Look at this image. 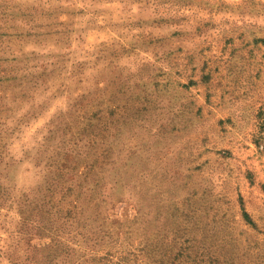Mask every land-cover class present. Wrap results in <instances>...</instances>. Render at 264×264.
<instances>
[{"label":"rangeland","instance_id":"1","mask_svg":"<svg viewBox=\"0 0 264 264\" xmlns=\"http://www.w3.org/2000/svg\"><path fill=\"white\" fill-rule=\"evenodd\" d=\"M0 264H264V0H0Z\"/></svg>","mask_w":264,"mask_h":264}]
</instances>
